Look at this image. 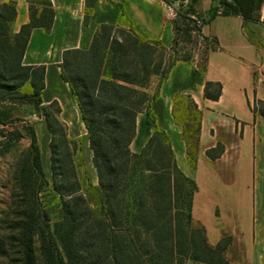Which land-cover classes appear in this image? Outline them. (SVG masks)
Instances as JSON below:
<instances>
[{
	"label": "trees",
	"instance_id": "16d2710c",
	"mask_svg": "<svg viewBox=\"0 0 264 264\" xmlns=\"http://www.w3.org/2000/svg\"><path fill=\"white\" fill-rule=\"evenodd\" d=\"M163 1L167 4L172 2ZM194 1L189 0L186 7L176 11L174 39L168 53L157 40L143 39L133 31L107 25L100 28L87 50L64 52L61 77L76 99L87 131L104 214L100 220L92 216L72 165L66 181L57 178L60 173H56L54 145L50 143L52 188L61 200L63 214L61 220L52 226H40L39 215L36 208L30 205V199L25 195L21 198L24 204L19 209L23 212L18 215L23 220L16 223V227L23 231L19 242L28 258L27 264H32L30 254L34 239L38 241L42 264H230L223 254L229 239H221L215 246H210L204 228L192 226L191 205L196 185L185 178L176 166L170 138L163 130L156 128L150 102L157 97L158 86L167 78L174 64L179 60L191 59L187 54L176 56L181 40L193 46H207L200 58L203 71L207 51L217 48V41L204 37L190 16L202 20V24L218 15L239 16L245 23H260L264 0H216L204 17L194 10ZM32 3L41 5L43 11L37 17L30 4V22L16 35L11 33V24L16 15L15 0L0 5V92L22 86L30 77L28 71L37 70L41 85L29 98L39 104L43 90V68L23 66L22 57L31 30L36 27L50 28L53 10L49 0ZM115 32L119 36H114ZM110 35L112 37L108 43ZM120 35L126 37L121 38ZM107 56H110L108 65L105 63ZM11 59L14 61H9ZM153 76L158 77L157 88L154 93H149ZM8 79H19V82L7 85ZM220 94V83H206L205 98L217 100ZM179 99L174 104L172 117L182 128L188 162L194 168L200 112L188 99L194 113L183 116L177 105ZM257 102L264 107V102ZM253 110L264 118L262 108L253 107ZM140 113L145 114V122L154 128V134L139 154H133L130 144L135 137L136 117ZM8 117L0 111V122ZM46 128L52 135L47 120ZM18 137L17 133L13 138L12 135L3 136L0 154L8 150ZM31 144L35 151L34 169L20 188L24 192L32 191L31 197L37 199L41 187L33 178L34 171L41 179L40 184H46V180L35 136ZM219 152L215 149L208 155L215 158ZM183 184L189 186L188 190L183 188ZM129 187L135 198L130 224L125 212ZM182 193L187 201L185 208L181 203L180 209L177 203L182 199ZM183 211L187 213L182 222Z\"/></svg>",
	"mask_w": 264,
	"mask_h": 264
},
{
	"label": "crops",
	"instance_id": "0c3cea01",
	"mask_svg": "<svg viewBox=\"0 0 264 264\" xmlns=\"http://www.w3.org/2000/svg\"><path fill=\"white\" fill-rule=\"evenodd\" d=\"M10 0H0V5ZM36 0H15L16 15L11 33L16 35L30 22V4L38 17L43 7ZM53 19L48 30H31L22 65L43 68L42 104L57 103L59 118L71 139H82L97 184L87 131L75 97L61 77L63 54L67 50H87L102 26L133 31L143 39H154L170 49L174 39L173 20L163 0H49ZM216 0H195L194 10L203 17ZM201 34L217 41V48L206 53V68H200L196 54L179 60L167 78L150 88L157 97L150 102L155 126L170 138L176 166L192 180L191 221L202 226L207 242L215 246L228 238L223 254L231 264H264V118L253 110L254 101L264 102V1L260 23H245L239 16H215L200 26ZM201 51L207 46L201 45ZM207 82H218L217 100L204 97ZM157 85V84H156ZM187 98L200 112V126L192 168L182 128L172 117L177 98ZM144 113L136 117V133L130 144L139 154L154 128L145 122ZM41 160L50 142L46 124L36 123ZM219 150L215 158L208 152ZM48 158V152H47ZM46 163V164H44ZM50 160L43 162L49 168Z\"/></svg>",
	"mask_w": 264,
	"mask_h": 264
},
{
	"label": "rangeland",
	"instance_id": "374dc122",
	"mask_svg": "<svg viewBox=\"0 0 264 264\" xmlns=\"http://www.w3.org/2000/svg\"><path fill=\"white\" fill-rule=\"evenodd\" d=\"M175 18L176 16L174 19ZM181 35H183V33H181ZM114 36L119 35L115 32ZM111 37L112 35L109 36L108 43H110ZM120 37L125 38L126 36L120 35ZM201 45L202 44L193 46L181 40L177 46L176 56L181 57L187 54L193 58L194 55L199 54V57L202 59L204 52L200 49ZM168 51H170V49H166L167 53ZM109 58L110 56H107L105 60L106 65H108L110 61ZM9 61L13 62L14 59ZM28 74L30 77L22 86L14 90L0 92V111L9 116L8 119H2V122H0V142L4 140L2 138L3 136L12 135L13 138V135L15 136L16 133L19 135L18 140L11 143L8 150H3L0 154V264H27L28 262V258L25 256L19 242L22 238L23 231L16 227V223L23 220V218H20L18 215L19 212H23L19 209L20 206L24 204L21 199L22 197L26 196L27 199H30V205L36 208V213L39 215L38 222L40 226H52L54 223L61 220L63 214L62 203L59 196L52 188L50 163H48L49 168L43 167L42 164V161L48 162L50 160V143L54 145L53 157L55 160V170L56 173H60L57 178H62V181H66L70 176L68 172L70 170V165H72L81 193L86 199L92 216L100 220L103 218L104 214L98 185L95 184L90 177L91 168L89 166L90 163L88 162L87 151L84 148L83 140L80 138L71 139L69 137L66 125L61 122L59 118L58 106L54 104L55 102L44 106L41 96H39V104H36L29 98L36 93L40 87L41 76L40 72L37 70L28 71ZM103 78L106 79V76H103ZM18 82L19 79L17 81L6 80L7 85H15L18 84ZM157 83L158 77H151L149 89L157 86ZM149 89L148 92L150 93ZM177 105L180 106L181 113H184L183 116L186 114L191 116L194 113V109L185 97L179 99ZM253 107L262 108L264 110V107L257 101L253 102ZM38 120L44 121L45 124L47 120L53 132L51 135L46 128L49 133L50 142L46 146V149L43 148L46 154L41 160L46 184L43 182L40 184L41 179L36 171H34L33 178L37 182V186L40 185L41 187L37 199H34L30 194L32 191L28 190L24 192L21 190L20 185L27 180L28 175L30 176L31 171L34 169L35 151L34 145L31 144L32 137L35 136L39 153V144L44 142L42 136H36V132L38 133L36 123ZM184 121L186 122L187 118L184 119ZM41 157L42 156H40V159ZM183 188L188 190L189 186L183 184ZM186 201L187 199L184 197V193H182V199L177 203V208L182 209V206L185 208ZM125 206L126 218L128 224H130L135 209V198L133 197V192L130 187L126 192ZM186 213L187 212L183 211L181 217L182 222L185 221ZM192 226L198 227V225L196 226L194 224H192ZM34 241L32 254H30L32 256V264H42L38 241L36 239H34Z\"/></svg>",
	"mask_w": 264,
	"mask_h": 264
},
{
	"label": "built area",
	"instance_id": "2783aa9c",
	"mask_svg": "<svg viewBox=\"0 0 264 264\" xmlns=\"http://www.w3.org/2000/svg\"><path fill=\"white\" fill-rule=\"evenodd\" d=\"M171 1L172 2L170 4H168L171 13H168V15H167L170 18H174L176 16V11L179 8L186 7L189 3V0H171ZM190 17L194 20L195 24L198 27H200L202 25V20L197 19L194 16H190Z\"/></svg>",
	"mask_w": 264,
	"mask_h": 264
}]
</instances>
